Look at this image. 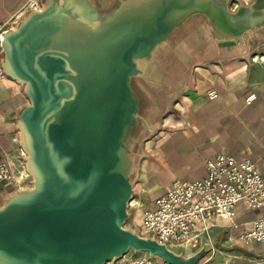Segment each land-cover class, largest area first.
<instances>
[{"label": "water", "instance_id": "water-1", "mask_svg": "<svg viewBox=\"0 0 264 264\" xmlns=\"http://www.w3.org/2000/svg\"><path fill=\"white\" fill-rule=\"evenodd\" d=\"M70 1L46 0L42 10L29 12L9 29L2 44V68L9 79L25 86L31 101L19 112L17 123L35 184L27 188L36 192L10 209L13 192L0 207V264H115L131 251L147 252L168 264H197L202 253L185 257L126 226L137 194L142 146L159 123L167 97L178 89L173 63L181 56L182 30L202 17L216 40L242 46L249 33L264 28V0L241 3L236 12L230 11L232 0H210L230 21L250 22L233 34L220 31L214 15L197 7L198 0H136L149 12V27L135 23L129 41L116 46L110 80L95 90V116L86 121L73 115L56 119L54 112L68 97L79 99V86L85 84L77 87L68 80L82 76L80 68L95 49L87 51L93 49L88 40L82 45L72 40L53 52L49 37L59 27L51 24L53 12L63 15L62 26L80 12L82 23L91 29L138 14L125 10L132 0ZM174 9L183 15L169 21ZM36 16L49 20L40 41L32 44L30 28ZM146 46L151 47L148 52ZM82 77L86 83L89 76ZM122 149L130 154L126 172L121 169Z\"/></svg>", "mask_w": 264, "mask_h": 264}, {"label": "crops", "instance_id": "crops-1", "mask_svg": "<svg viewBox=\"0 0 264 264\" xmlns=\"http://www.w3.org/2000/svg\"><path fill=\"white\" fill-rule=\"evenodd\" d=\"M27 1L0 0V22L13 20ZM254 1L232 3L238 7ZM25 16L18 17L14 27ZM182 31L181 56L173 63L178 89L167 97L159 123L142 146L134 184L137 194L126 223L135 230L175 180L206 178L207 160L220 153L252 160L264 176V28L249 33L242 46L216 40L202 17ZM212 91L216 97L210 96ZM27 104L28 97L16 81H5L0 100V160L10 159L20 172L24 157L17 116ZM263 214L264 210L239 205L234 218H217L190 242L169 248L185 257L202 253L197 264H264V242L246 243L241 238L246 226Z\"/></svg>", "mask_w": 264, "mask_h": 264}, {"label": "built area", "instance_id": "built-area-1", "mask_svg": "<svg viewBox=\"0 0 264 264\" xmlns=\"http://www.w3.org/2000/svg\"><path fill=\"white\" fill-rule=\"evenodd\" d=\"M45 0H28L18 16L9 22H0V55L6 32L14 28L20 16L42 10ZM9 78L0 68V100L3 84ZM216 97L217 92H210ZM251 96L249 99H253ZM25 160L26 152L21 147ZM207 177L201 180H175L171 189L155 201V208L145 212L140 234L168 247L190 242L210 229L217 218L232 219L237 207L264 210V176L258 165L249 159H240L230 153H220L206 162ZM17 179L12 161L0 160V189ZM200 224H204L201 228ZM242 240L246 243L264 242V214L246 226ZM115 264H168L147 252L128 253Z\"/></svg>", "mask_w": 264, "mask_h": 264}, {"label": "bare ground", "instance_id": "bare-ground-1", "mask_svg": "<svg viewBox=\"0 0 264 264\" xmlns=\"http://www.w3.org/2000/svg\"><path fill=\"white\" fill-rule=\"evenodd\" d=\"M68 3H72L70 0H65ZM183 1V0H179ZM141 8L139 10L138 7ZM74 7V6H73ZM77 6L75 5V8ZM197 7L206 9L210 11L217 22L218 29L225 33H238L242 30L246 29L250 22L248 20H238L235 22H232L228 19V17L225 15L224 11L216 6L210 0H198ZM131 11L134 10L135 13L131 15H137L134 19L133 17L130 19V15L125 14V16L122 17L120 20L116 21H110L109 23H106L105 25L97 28H89L87 26V22L84 24L82 23L83 14L78 12L77 15H72L73 17H70L67 19V25L62 26V19L63 15L58 12H53V15L51 17V24L53 26H57L59 24V27L54 31L51 37V49L54 51L60 52L61 48L68 45L67 42L69 41H76V44L82 45L85 40H88V46H93V49L88 48L89 50H94L95 55H90L86 60L83 66L80 68V74L88 75L89 77L86 78V83L83 80L84 78L80 76V78L77 79H70L68 80L70 83H72L74 86H79L81 83H84L85 85L79 86L81 88L82 93L80 94L79 99L75 101L73 97H68L66 99V102L61 107H58L54 112V117L56 119H65L67 116H76L78 120L84 121L87 119V117H93L94 114V105L92 100L94 99V92L96 89H100L102 85L106 84L110 79V65L114 62V58L112 56V53L115 51V48L118 44L129 41L132 33L133 26L135 23H146V27L148 28V19H149V12H146V6L142 5L140 1L132 0L125 3V10ZM147 10V9H146ZM146 12V13H144ZM141 13V14H139ZM182 11L178 10H172L169 14V21H177L182 16ZM140 16V17H138ZM173 19V20H172ZM32 26L30 28L31 35L29 37V42L32 44H36L40 39L42 38L41 35L45 32L46 24L48 23L47 18L44 16H36L33 19ZM135 21L134 23H131ZM87 23V24H86ZM118 27L117 31L112 34L113 29H116ZM83 28V29H81ZM87 28V29H86ZM112 35V37H110ZM48 40V39H47ZM41 43H44L43 41ZM66 43V44H64ZM85 45V43H84ZM151 49V47L146 46L144 52H148ZM111 57H110V56ZM92 56V57H91ZM141 65H145V62H140ZM87 70L86 73L84 71ZM106 82L104 83V81ZM103 82V83H102ZM79 83V84H78ZM97 116V113H96ZM93 119V118H91ZM86 121V120H85ZM88 121V120H87ZM88 124V123H86ZM86 132V131H85ZM121 156H122V168L125 172L127 170L126 166L129 164L130 160V154L126 149L121 150ZM126 168V169H125ZM36 189H21L20 191H16L13 193L11 201L8 205L11 206L10 209H13L20 201L24 200L26 197L29 196H35Z\"/></svg>", "mask_w": 264, "mask_h": 264}, {"label": "rangeland", "instance_id": "rangeland-1", "mask_svg": "<svg viewBox=\"0 0 264 264\" xmlns=\"http://www.w3.org/2000/svg\"><path fill=\"white\" fill-rule=\"evenodd\" d=\"M45 3H46V0H45ZM229 7H230V11L231 12H236L237 11V7H235V5L233 3L230 4ZM22 20H24V18ZM22 20H20L19 23L22 22ZM16 27H17V25L14 28H16ZM16 83L25 92V86H23L22 84H20L18 82H16ZM28 104H31V101H30L29 98H28ZM152 134H150L149 137ZM26 156H27V153L25 155V158H26ZM23 166H24L23 172H20V170H17L16 171L17 179L15 181H13L9 185L2 186L1 187V189H0V207H3L4 206V204L6 203L7 199L16 190H19V189H22V188L23 189H31V188H27V187H34L35 186V184L33 183L34 178H33L32 174L30 173V171L27 168V161L26 160H24ZM19 169H22V168H19ZM129 253H131V252H129Z\"/></svg>", "mask_w": 264, "mask_h": 264}]
</instances>
